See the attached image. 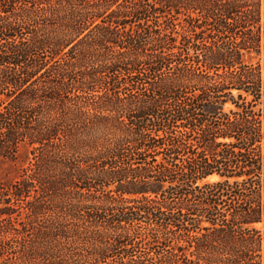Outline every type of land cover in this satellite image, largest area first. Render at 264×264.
Masks as SVG:
<instances>
[{
    "label": "trees",
    "instance_id": "obj_1",
    "mask_svg": "<svg viewBox=\"0 0 264 264\" xmlns=\"http://www.w3.org/2000/svg\"><path fill=\"white\" fill-rule=\"evenodd\" d=\"M261 58L264 0H0V264H263Z\"/></svg>",
    "mask_w": 264,
    "mask_h": 264
},
{
    "label": "rangeland",
    "instance_id": "obj_2",
    "mask_svg": "<svg viewBox=\"0 0 264 264\" xmlns=\"http://www.w3.org/2000/svg\"><path fill=\"white\" fill-rule=\"evenodd\" d=\"M258 60L257 59H252L251 62L252 63H256ZM259 63H260V66H261V69H262V73L264 74V61H263V58H261L259 60ZM3 177V169L0 168V178ZM217 178L216 177H211L208 179V182H214L216 181ZM256 231L260 232L261 234H264V222L261 223V224H257L253 227ZM264 264V262H262Z\"/></svg>",
    "mask_w": 264,
    "mask_h": 264
}]
</instances>
